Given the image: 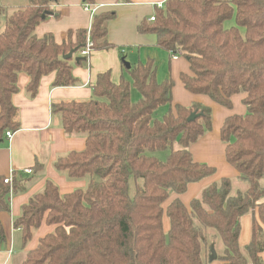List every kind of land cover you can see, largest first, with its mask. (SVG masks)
Masks as SVG:
<instances>
[{
    "label": "trees",
    "instance_id": "obj_1",
    "mask_svg": "<svg viewBox=\"0 0 264 264\" xmlns=\"http://www.w3.org/2000/svg\"><path fill=\"white\" fill-rule=\"evenodd\" d=\"M51 3L29 0L8 13L0 5V23L5 15L0 31V136L19 128L11 103L19 73L29 77L26 90L31 96L40 79L51 73L53 86H73L72 58L62 56L72 50L78 54L87 36L92 51L112 47L106 24L114 12L93 14L89 31L78 30L61 44L50 34L37 38L35 27L43 14H53ZM83 5L92 7L94 0H83ZM154 9V20L141 21L137 32L155 36L156 47L187 61L190 75L180 74L187 92L225 108L231 107L232 96L244 95L246 113L224 120L220 140L226 162L247 188L232 195L231 182L224 178L205 187L189 208L175 198L164 209L170 192L183 194L190 183L215 172L194 162L189 151L211 130V109L172 104L173 81H157L153 59L130 67L129 80L121 77L117 84L108 72L98 74L90 100L51 104L67 135L85 136L84 150L58 157L54 168L89 182L63 196L46 182L22 207L13 227L20 230L23 245L43 222L54 227L22 264H206L213 245L207 231L223 246L217 260L264 264V0H166ZM231 19L234 25L225 27ZM131 88L139 93L136 102L131 101ZM163 106L168 109L162 117L152 119ZM192 113L197 117L187 121ZM156 152L168 154L159 159L152 155ZM4 179L0 176V212L9 211L10 195L26 182L15 173L10 185ZM249 212L251 236L241 249L240 219Z\"/></svg>",
    "mask_w": 264,
    "mask_h": 264
},
{
    "label": "crops",
    "instance_id": "obj_2",
    "mask_svg": "<svg viewBox=\"0 0 264 264\" xmlns=\"http://www.w3.org/2000/svg\"><path fill=\"white\" fill-rule=\"evenodd\" d=\"M28 1L7 0V3L20 7L27 5ZM165 1L94 0L92 9L84 6L83 0L51 1L50 9L53 14L46 16L35 27L34 34L37 38L50 34L57 44H61L67 41L70 34L73 37L78 30L89 31L93 14L114 12V19L106 24V38L112 47L107 50L92 51L82 64H76L74 58L79 56L78 54L73 55L71 73L76 80L73 86H53L54 73H51L40 79L35 95L31 96L26 90L29 77L25 73L18 74L17 90L11 96V103L17 110L19 128L14 132L6 130L0 136V176L5 178L15 173L17 180H26V182L21 191L10 195L9 211L0 212V224L5 234V241L0 242V264H22L26 254L35 249L38 241L53 231V226H48L43 222L38 229L33 231L31 239L23 245L20 230L13 227V221L20 216L22 207L34 195L43 191L46 182L53 183L60 196L77 189H85L89 182L88 177L70 179L66 173L54 168L58 157L84 150L85 136L67 135L62 129L59 114L51 112V104L60 101L90 100L92 87L96 83L98 74L108 72L110 81L117 84L121 77L126 76V70H128L122 59L128 62L130 67L153 59L157 81L161 82L166 78L173 81L171 94L173 104L185 107L198 104L211 109L212 132L202 135L198 141L193 143L189 147L190 154L194 162L203 163L215 169L210 179L207 178L210 184L218 179L219 181L224 178L231 180L238 177L235 169L225 160L224 145L220 140V128L226 118L245 114L246 108L242 105L244 95L242 97L232 96L231 107L225 108L214 103L207 96L187 92L180 81L181 73L190 75L187 61L180 56L177 60H171L169 53L163 50L167 54V61L164 62L166 58L162 56V49L156 47L155 36L142 35L137 32L140 22L153 16L154 7ZM164 67L166 71L163 70ZM6 132L12 133L11 139L6 138ZM211 133L215 136H209ZM24 170H31V173L26 174ZM206 182L207 180L198 181L200 186L189 187L193 184L190 183L178 199L188 208L191 200L198 197L205 188L200 190ZM188 188L192 197L182 200ZM171 201L165 202L164 209ZM246 215L240 219L238 237L240 248L248 244L251 236V220ZM164 218L167 220L165 216ZM164 218L163 228L166 232L168 220L164 223ZM260 257L264 261V251L260 253ZM206 264L225 263L215 259Z\"/></svg>",
    "mask_w": 264,
    "mask_h": 264
},
{
    "label": "rangeland",
    "instance_id": "obj_3",
    "mask_svg": "<svg viewBox=\"0 0 264 264\" xmlns=\"http://www.w3.org/2000/svg\"><path fill=\"white\" fill-rule=\"evenodd\" d=\"M0 5H1L2 7H4V8L7 10V13H8L11 9L16 8L14 5H12V4H10V3H7V0H0ZM4 20H5V15L2 17V20H1V23H0V31L3 29ZM224 25H225V27H229V26L234 25L233 19H231V20H229V21H226V22L224 23ZM161 53H162V56H163L164 58H166L165 61H164V62H166V61H167V54H166L165 52H163V50L161 51ZM183 59H184V58H183ZM166 64H167V63H166ZM165 67H166V65H165ZM165 67L163 68V70L166 71V68H165ZM125 79H128V80H129V76H128L127 73H126ZM130 95H131V101H132V102H136V101L140 98L139 93H138L134 88H131V90H130ZM237 95H238V96H241V97L243 96L242 93H241V94H237ZM172 104H173V102H172ZM242 105L244 106L243 103H242ZM167 109H168L167 106H163V107L158 108L156 111H154V112L152 113V119H160V118L162 117V115L167 111ZM245 113H246V110H245ZM209 132H212V131L210 130V131H207L206 133H209ZM206 133H205V134H206ZM209 136L212 137V136H215V135H214V133H211ZM174 148L177 149V148H178V145H175ZM167 154H168L167 152H156V153H153L152 155L155 156V157H157V158H159V159H164L165 156H166ZM207 178H209V177H207ZM207 178H204V179H202V180L199 181V182H201V181H203V180H207V182L204 184V186H203V187H202V186L200 187V190L203 189L204 187L208 186V184H210V183L208 182V179H207ZM209 179H210V178H209ZM218 181H219V179L216 180V181H213V183H217ZM230 182H231V185H232V188H231V194H232V195L235 194V193L238 192V191H244V190L247 188V184H246L245 182H243L241 179H239L238 177H237V178H234V179H231ZM211 183H212V182H211ZM194 185L200 186V185H198V182H195V183L191 184L189 187L194 186ZM260 185H261L262 187H264V181H263V180L260 181ZM200 190H199V191H200ZM199 191H198V192H199ZM183 194H184V193H183ZM198 194H199V193H198ZM198 194H197V195H198ZM181 195H182V194H180V195H176V194L170 192V196H169V198H168V200H167L166 202H168L169 200L171 201L173 198H174V199H175V198H180ZM197 195H196V196H197ZM189 197L191 198L192 196H191V193L189 192V188H188L187 192L185 193V196L182 197V200H183V199L186 200V199H188ZM263 200H264V198L262 199V201H263ZM181 202H182V201H181ZM164 204H165V203H164ZM164 204H163V207H164ZM186 205H188V204H186ZM188 206H189V205H188ZM188 208H189V207H188ZM246 216H249V217H250V220H252V218H253L251 212L247 213ZM164 223H167V220H166L165 218H164ZM194 224H197V222L194 221ZM212 235H213V232H211V231H207V237H208L209 241L212 239V241H213V245H214V250H215L216 254H221L222 251H223V246H222L220 240H219L218 238H212V237H211ZM241 249H243V248L241 247ZM263 251H264V250H263ZM210 256H211V254L209 253V254L207 255V261H209Z\"/></svg>",
    "mask_w": 264,
    "mask_h": 264
},
{
    "label": "built area",
    "instance_id": "obj_4",
    "mask_svg": "<svg viewBox=\"0 0 264 264\" xmlns=\"http://www.w3.org/2000/svg\"><path fill=\"white\" fill-rule=\"evenodd\" d=\"M86 7L90 8V9L94 8V7H89V6H86ZM156 7L158 9H160L162 7V4H157ZM148 20L150 22H152L154 20V16H151ZM91 52H92V42L90 41L89 36H87L84 46L78 52V56L87 59ZM169 55H170V59L171 60H177L178 57H179V55H177V54L169 53ZM5 136L9 140L12 137V133L6 132ZM24 173L30 174L31 170H24ZM11 181H12V175H10L8 177H5V179H4V183L5 184H9L10 185Z\"/></svg>",
    "mask_w": 264,
    "mask_h": 264
},
{
    "label": "water",
    "instance_id": "obj_5",
    "mask_svg": "<svg viewBox=\"0 0 264 264\" xmlns=\"http://www.w3.org/2000/svg\"><path fill=\"white\" fill-rule=\"evenodd\" d=\"M51 1H52V0H51ZM41 17H42V19H44V18H45V14H43ZM74 53H75V50H72V51L69 52L68 54L63 55V56H62V59H64V60L71 59V58H73ZM84 60H85V58H83V57H75V58H74V61H75L76 63H78L79 61H84ZM122 61H123V64H124L125 68H126V69H129V68H130V65L128 64V62H125L124 59H122ZM196 117H197V115L194 114V113H192V114L187 118V121H192V120H194ZM210 254H211V256H210L209 261H213V260H215V259H216V252H215V250H214V245H211V247H210Z\"/></svg>",
    "mask_w": 264,
    "mask_h": 264
}]
</instances>
